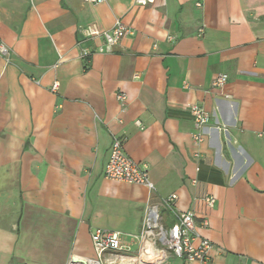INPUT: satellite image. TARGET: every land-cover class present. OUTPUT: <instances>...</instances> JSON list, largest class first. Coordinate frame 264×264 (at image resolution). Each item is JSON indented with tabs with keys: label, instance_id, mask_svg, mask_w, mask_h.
<instances>
[{
	"label": "crops",
	"instance_id": "obj_1",
	"mask_svg": "<svg viewBox=\"0 0 264 264\" xmlns=\"http://www.w3.org/2000/svg\"><path fill=\"white\" fill-rule=\"evenodd\" d=\"M117 20L116 46L81 34ZM0 45V264L97 259L94 230L125 264H189L135 239L148 205L169 226L192 212L212 264H264V0H0ZM191 105L211 116L199 145ZM114 137L154 191L104 177Z\"/></svg>",
	"mask_w": 264,
	"mask_h": 264
},
{
	"label": "built area",
	"instance_id": "obj_2",
	"mask_svg": "<svg viewBox=\"0 0 264 264\" xmlns=\"http://www.w3.org/2000/svg\"><path fill=\"white\" fill-rule=\"evenodd\" d=\"M93 4H101L104 0H84ZM155 0H134L136 6L144 8L150 6ZM81 34L86 40H94L101 38L104 40L107 47L116 46L122 39L133 35V31L117 20L109 31H99L95 27H87L81 30ZM201 35V33H200ZM97 53H103V48L96 50ZM95 52L88 49L81 51V59L89 60ZM0 55L3 57L9 56V50L0 45ZM227 75H217L213 82V88H222L227 82ZM57 89V84H54L51 90L54 92ZM117 100L124 104L126 96L123 93L117 94ZM189 113L193 119L195 133L193 141L195 145H199L204 140L203 130L209 124L211 116L204 112L196 105L188 107ZM138 125V123H137ZM264 141V130L259 134ZM104 177L113 182L124 183L127 185L143 186L149 193L155 190L152 182L149 179L148 171L145 165H138L131 160L123 151V140L114 137L111 143L108 160L104 169ZM176 200L175 195H171L163 199V206L172 210L173 202ZM205 204L212 208L215 204L213 197H205ZM175 223L166 227L162 221L159 208L148 205L145 209L141 223V229L137 237V241L143 245L144 242H149L151 247L156 251L162 252L164 249L171 252L175 257L182 259L189 264H212L210 260L211 243L202 238L196 231L195 218L192 212L175 213ZM202 226H207L204 220ZM91 244L97 259H84L69 264H101L100 259L109 254L113 258L106 261V264H125L135 262L133 258L123 256L125 246L122 242V236L118 232L94 230L91 233ZM157 245L161 250L157 249Z\"/></svg>",
	"mask_w": 264,
	"mask_h": 264
},
{
	"label": "rangeland",
	"instance_id": "obj_3",
	"mask_svg": "<svg viewBox=\"0 0 264 264\" xmlns=\"http://www.w3.org/2000/svg\"><path fill=\"white\" fill-rule=\"evenodd\" d=\"M165 225H166V224H165ZM166 227H170V226H169V225H166ZM157 249H160V250H161V247H160L159 245H157ZM163 251L165 252V251H167V250L164 249ZM138 259H139V255L136 254V255H135V260H134V259H133V260H134V261H138Z\"/></svg>",
	"mask_w": 264,
	"mask_h": 264
},
{
	"label": "bare ground",
	"instance_id": "obj_4",
	"mask_svg": "<svg viewBox=\"0 0 264 264\" xmlns=\"http://www.w3.org/2000/svg\"><path fill=\"white\" fill-rule=\"evenodd\" d=\"M147 242H144L143 245H145Z\"/></svg>",
	"mask_w": 264,
	"mask_h": 264
}]
</instances>
